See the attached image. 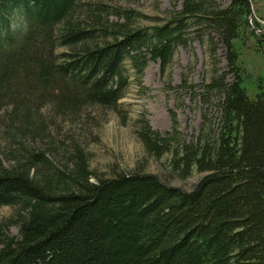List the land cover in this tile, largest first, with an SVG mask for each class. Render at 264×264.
I'll list each match as a JSON object with an SVG mask.
<instances>
[{
	"label": "trees",
	"instance_id": "trees-1",
	"mask_svg": "<svg viewBox=\"0 0 264 264\" xmlns=\"http://www.w3.org/2000/svg\"><path fill=\"white\" fill-rule=\"evenodd\" d=\"M179 2L137 28L134 12L112 0H0L2 154L12 162H0V206L15 208L17 227L14 236L0 229V264H264V86L247 94L233 45L248 1ZM14 16L21 28L10 27ZM189 32L205 33L211 58L216 42L224 49L225 69L213 66L202 85L218 97L214 123L189 141L146 122L138 133L156 156L172 144L181 176L201 173L189 190L138 171L91 181L76 145L62 148L57 166L15 139L47 134L35 106L71 118L85 104L115 108L125 65L136 81L147 60L163 72Z\"/></svg>",
	"mask_w": 264,
	"mask_h": 264
},
{
	"label": "rangeland",
	"instance_id": "rangeland-1",
	"mask_svg": "<svg viewBox=\"0 0 264 264\" xmlns=\"http://www.w3.org/2000/svg\"><path fill=\"white\" fill-rule=\"evenodd\" d=\"M247 1L249 12L245 16V25L233 45L237 63L243 69V87L253 97L256 84L260 82L264 86V0ZM112 3L131 9L134 12L132 26L137 28L159 24L163 13L180 8L179 0H112ZM116 19L122 20L108 15V20ZM10 20L11 28H21L20 19L14 16ZM192 32H189L185 45L174 48L171 61L163 72L157 60H147L139 81H136L126 64L127 85L115 108L85 104L71 118L51 114L49 106H35L32 117L45 123L47 134L32 141L15 134V139L27 151L41 152L57 166L62 161L59 154L62 148L76 145L84 156L91 181L117 172L138 171L156 175L168 185L189 190L201 173L192 169L188 175L181 176L171 166L168 148L172 149V144L156 156L153 149L145 147L138 133L146 122L151 130L162 136L174 132L179 140L189 141L203 124L206 127L214 123L218 97L214 91L206 93L202 85L208 81L213 66L217 72L225 69L224 49L216 42L211 58L205 33L199 39ZM216 40L214 36L213 41ZM7 108H0V117L3 116L2 110ZM6 123L5 118H0V162L3 166L12 163L2 154L10 139L1 132L7 129ZM14 213V207L0 206V229L6 227L5 232L13 236L17 234L16 225L11 223Z\"/></svg>",
	"mask_w": 264,
	"mask_h": 264
}]
</instances>
